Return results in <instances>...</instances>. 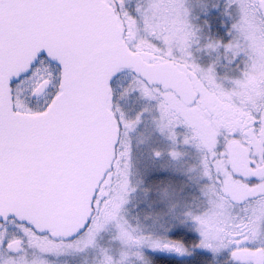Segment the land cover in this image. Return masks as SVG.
I'll return each instance as SVG.
<instances>
[{"label":"snow or ice","instance_id":"obj_1","mask_svg":"<svg viewBox=\"0 0 264 264\" xmlns=\"http://www.w3.org/2000/svg\"><path fill=\"white\" fill-rule=\"evenodd\" d=\"M145 7L143 0L135 5L131 0H110L107 5L99 0H0V262L3 264H47L58 253L46 251L47 242L37 237L78 241L85 235L90 237L105 221L109 228L120 223L119 214L131 201L124 203L122 192L116 195L111 184L107 186V195H99L100 184L114 171L115 164L105 169L100 183L92 190L91 200L87 195L93 171V138L100 124L114 117L119 129L114 148L121 151L114 153L113 160L117 155L125 158L124 137L141 130L139 122L130 129L125 120L147 115L143 112L144 104H158L165 99L157 93L156 100H149L142 85L175 92L185 99L177 81L165 87L171 74L176 73L180 80L194 86L199 83L198 77L210 84L214 74L225 68L247 78L250 65L252 71L257 70L255 59H264V47L257 50L256 45L257 41L264 45V26L257 32L247 27V17L251 15L264 19V0L246 5L230 4L229 0H198L194 6L195 29L190 24L176 32L165 27L159 35L150 32ZM152 24H156V18ZM141 37L159 44L160 49L140 45ZM119 59L131 63L117 67ZM259 70L264 73V63ZM150 77L159 79L153 81ZM197 96L203 100L204 92H198ZM196 102L192 100L187 106ZM126 106L133 109L128 116L121 110ZM156 114L165 115L158 109ZM254 115L258 117L253 121L254 131L261 134L264 112L256 111ZM208 118L212 119L210 114ZM215 125L213 120L211 126ZM191 130L196 131V126ZM222 131L219 139L224 143L216 146L221 152L227 147L228 135H244L229 133L226 128ZM153 156L157 160L162 158L156 153ZM217 158L214 156L212 160ZM82 173L87 174L83 181ZM172 175L178 173L166 167L155 169L148 179L159 181L161 187L153 191L145 183L136 191L143 188L149 200L155 197L152 206L163 209L165 201L161 197L167 195L163 182ZM216 175L219 177L221 173ZM243 178L264 181V175ZM112 179L119 180V173ZM77 188L80 197L69 225L75 230L67 235L57 234L59 222L72 212ZM261 223L264 225V217ZM228 229L236 231L237 227L226 224L220 216L205 223L181 214L168 225L164 232L167 238L160 240L159 246L150 247L149 241L135 247L154 259L162 253L204 264L196 260L201 256L215 264L219 254L223 264H257L239 258V249L252 248L259 249L254 255L258 264H264V232L259 238L237 243L246 234L232 237ZM103 235L101 230L97 239ZM66 247L78 250L72 245ZM100 251L103 255V249ZM138 264L151 261L139 259ZM162 264L170 262L164 260Z\"/></svg>","mask_w":264,"mask_h":264},{"label":"rangeland","instance_id":"obj_2","mask_svg":"<svg viewBox=\"0 0 264 264\" xmlns=\"http://www.w3.org/2000/svg\"><path fill=\"white\" fill-rule=\"evenodd\" d=\"M104 1L110 3V0ZM233 1L235 4L242 3L240 0ZM138 2L140 0H131L133 5ZM179 3L177 0H143V4L146 5L145 19L148 21L151 33L159 35L165 27L176 32L182 30L185 24H190L193 29L197 27L194 22L195 15L192 16L187 12V9L193 6V1L179 0ZM180 5L182 7L179 9ZM189 16L193 19L190 20ZM153 18H156L155 25L152 24ZM132 20L135 24V17H132ZM250 30L255 32L254 29ZM136 31L138 32L139 28ZM133 35L135 36L136 32ZM140 45L160 49L159 44L146 37L140 38ZM179 61L180 58L177 57V62ZM197 67L202 68L203 65H197ZM229 69H223L224 73L221 75L219 72L215 73L210 84L197 78L198 90L204 92V98L199 99L198 104L193 108L183 106L174 92H164L161 88H149L147 85H142L144 96L149 100H156L157 93L165 99L158 104H144L143 112L147 115L125 120L130 129H134L139 122L141 130L124 137V143L127 146L124 151L125 158L116 156L115 169L106 177L99 193L100 196L107 195L109 192L107 186L111 184L112 188L116 189V195H121L122 192L124 203H128L129 200L131 203L127 209H122L120 212L121 220L116 228L107 227L108 221H105L90 237L85 235L78 241H55L47 237H37L36 239L47 242L44 245L46 251L58 253L47 260V264H138L139 259L150 261V257L135 246L149 241H151L150 247L159 246V241L167 238L164 232L174 218L186 214L192 220L206 223L209 219L219 216L220 208L225 206L222 202L225 200L222 194L230 187V178L224 171L228 165L224 153L228 152L233 144L230 135L227 136V147L223 152H220L216 146L224 143L219 139L224 134L222 129L226 128L229 133L232 131V126L237 120L235 113L244 112L245 116L248 115L241 109L248 108L243 99L251 98L246 91L250 83L248 79L246 81L234 79L235 75L233 73L230 75L233 70ZM223 81L231 82L237 88L236 95L241 96L238 107L218 90ZM204 100L208 103L207 109L202 107ZM157 109L165 115H157ZM121 110L124 111L125 116L133 111L131 106ZM208 114L211 115V120ZM213 120L216 121L215 127L211 126ZM180 124H186L189 127L177 129L176 125ZM192 126H196L197 130L192 131ZM194 137L199 138L194 139ZM120 151L121 149L117 147L116 153ZM153 153L162 158L155 159ZM214 156L218 158L213 161ZM160 167H166L178 173L165 178L163 182L167 192V195L161 197L165 201L163 209L152 206L155 203V197L149 200L143 188L136 191L145 183L153 191L160 188L159 181L148 179L149 174ZM217 172L221 173V176L218 177ZM117 173L120 179L114 181L112 177ZM111 200L110 197L109 203ZM209 204L212 205L211 208L208 207ZM125 212L129 215H125ZM261 216L264 217V214ZM132 219L138 222L133 224ZM125 225H130V228ZM261 226L264 231L262 223ZM130 229H136V231ZM101 230L104 231V235L98 240L97 236L100 235ZM67 245H72L78 250H70L66 247ZM100 249H103V255ZM34 259L39 261L41 258Z\"/></svg>","mask_w":264,"mask_h":264},{"label":"flooded vegetation","instance_id":"obj_3","mask_svg":"<svg viewBox=\"0 0 264 264\" xmlns=\"http://www.w3.org/2000/svg\"><path fill=\"white\" fill-rule=\"evenodd\" d=\"M177 1L179 3V0ZM192 1L193 6L189 5L191 8L187 9V12L194 16L196 15L194 12V6L197 4L198 0ZM240 1H242V4L245 5L255 2V0ZM229 2L230 4H235L233 0H229ZM181 7L182 6L180 5L179 9ZM247 20V27L249 29H254L255 32L264 26V19L258 15H251L247 17ZM256 45L257 50H259L261 47H264V45H261L259 41L256 42ZM261 63H264V59H255L254 66L257 70L252 71V66L250 65L247 78H244L239 74H234L235 76H233L236 80L240 79L242 81H246L248 79L250 83H248L246 87L248 90L246 91L251 97L249 99H243V102L248 106V108L244 110L241 109V111H245V113L248 115L245 116L244 112L235 113L237 120L234 122L232 131L230 133L242 132L244 135H230L233 144L228 152H226V160L228 161V165H226V168L224 169L225 174L230 178V187L227 192L224 191L222 194L223 198L225 199L222 202L225 206H222L219 210V216L224 219L226 224L237 227L236 231H231V229H228L232 237L241 236V233L246 234L241 236V240L236 241L237 243L242 242L243 239L252 240L254 238H259L261 233L264 232L261 226V215L264 214V211H262V209H264V195L261 194L264 193V181H249L243 178L251 177L253 175H264V169H262L264 167V162H262L264 161V126L261 127V134H258L254 131L253 125V121L258 119L254 113L256 111L264 112V84L261 83V81L264 80V73L259 70ZM219 73V75H221L224 73V71L222 70ZM232 73L233 72H230V75ZM251 82H253V84ZM222 83V86L218 90L227 96L228 99L233 102V104L236 103L238 107L241 96L239 97L236 95L237 88L234 87L231 82L227 83V81H223ZM193 88L197 94L199 92L198 86L193 85ZM199 99L200 98L197 96L195 99L197 101L195 105L198 104ZM220 99L225 101L222 98ZM181 102L186 108H193L195 106L193 105L192 107H188L187 103L183 102L182 100ZM202 104V107L207 109L208 103L206 100H204ZM253 164H255V167H253ZM234 173H240L241 175L237 176L234 175ZM225 193H227V195H225ZM233 200H235L237 203L233 204ZM240 201H247V203L241 205L239 203ZM234 208L236 209L235 211H233ZM189 243H191V241H189ZM258 251L259 249L252 248L239 249V258L242 260L257 261L258 264V258L254 255V253ZM160 258L162 261H169L170 264L173 263L175 258L178 260H184L182 258L161 253L157 254L156 259L150 257L151 264H162V262L159 261ZM197 259L199 261H203L204 264H213V261H211L209 258L207 259L205 257L197 256L196 260ZM215 264H223V260L219 254L216 257Z\"/></svg>","mask_w":264,"mask_h":264},{"label":"water","instance_id":"obj_4","mask_svg":"<svg viewBox=\"0 0 264 264\" xmlns=\"http://www.w3.org/2000/svg\"><path fill=\"white\" fill-rule=\"evenodd\" d=\"M101 4H105L102 0H99ZM101 17L103 16V10L100 12ZM107 27V25H105ZM131 63V61L119 59L116 61V66H122L124 64ZM135 66V64L133 65ZM115 70V68H113ZM158 77H150V80H157ZM172 81H177L179 90L184 94L185 99H181L187 104H190L192 100H195L197 97L196 92L190 82H184L179 79L176 73L170 75L168 82L165 83V87L169 86V83ZM110 94V93H109ZM186 103V102H185ZM118 131L115 123L114 117L111 120H104L100 126L97 128L94 138H93V148L91 154V164H92V179H91V188L87 191L89 200H91L92 190L95 189L96 185L100 183L101 178L104 176V171L109 167L110 164H113V155L115 153L114 142L117 139ZM264 169V167L262 168ZM261 170V169H260ZM86 173L81 174V180H85ZM106 178V177H105ZM103 179V181L105 180ZM101 187V184H100ZM80 197V189L77 188L73 193V203H72V212L65 216L60 222L59 227L56 229L57 234L67 235L69 232L74 231L73 227L69 225L72 224L73 216L76 212V201ZM83 221H81L82 223ZM45 226V225H41Z\"/></svg>","mask_w":264,"mask_h":264},{"label":"trees","instance_id":"obj_5","mask_svg":"<svg viewBox=\"0 0 264 264\" xmlns=\"http://www.w3.org/2000/svg\"><path fill=\"white\" fill-rule=\"evenodd\" d=\"M205 258H207V257H205ZM159 261L162 262V259L160 258ZM197 261H199V260L197 259ZM180 263L181 264H195V262H191L190 260H186V259H184V260H178L176 258L173 260V263L172 264H180Z\"/></svg>","mask_w":264,"mask_h":264}]
</instances>
